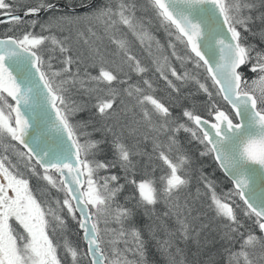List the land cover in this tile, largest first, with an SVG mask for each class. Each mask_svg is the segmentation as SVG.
Masks as SVG:
<instances>
[{"label":"snow or ice","instance_id":"obj_1","mask_svg":"<svg viewBox=\"0 0 264 264\" xmlns=\"http://www.w3.org/2000/svg\"><path fill=\"white\" fill-rule=\"evenodd\" d=\"M0 17L22 28L0 38V264H150V246L152 264H198L190 245L215 244L227 264H264V0H0Z\"/></svg>","mask_w":264,"mask_h":264},{"label":"trees","instance_id":"obj_2","mask_svg":"<svg viewBox=\"0 0 264 264\" xmlns=\"http://www.w3.org/2000/svg\"><path fill=\"white\" fill-rule=\"evenodd\" d=\"M37 2V0H23L24 4H35ZM51 2H59L61 4L65 3L66 0H51ZM147 0H137V3L139 4H146ZM73 4H80L81 0H72ZM19 13H23V9L20 10ZM50 14L49 13H45L42 17H40L39 19L41 21L46 20L48 18ZM137 15H148L150 16L151 13H141L138 12ZM155 24V22H154ZM10 25L9 24H1L0 25V38H4L5 34L7 33L8 35H20L22 28H18V30L14 33L11 32H7V29ZM154 34L157 36V38L161 41V43H165L168 40V37L166 36V34L164 33L163 29H159L158 31L155 29V27H153L151 29ZM36 33L40 32V27L39 24L37 25L36 29H35ZM178 47H182V46H178ZM134 51L137 52V54H140V49L139 46L136 45L134 46ZM142 59H144V57H141ZM148 61L145 59V63H147ZM93 72V74H96V70H91ZM202 72V70H201ZM151 75V74H149ZM203 78V76H202ZM139 78L136 76H133V81L138 80ZM154 80V86L156 87L157 91L155 93V95L164 100L167 103V94H168V89L165 86V82L163 80H159L156 79L155 77H153ZM208 83L210 84L211 82L208 81ZM185 93L189 92V91H193L194 90V86L189 85V87L187 88H183L182 89ZM193 99L196 101L197 105H201L202 102L206 99L205 96L203 95H197L195 97H193ZM219 99V98H217ZM174 113L178 114L179 110L178 109H174L173 110ZM83 116H87V114H82ZM100 134L98 133L96 138H99ZM180 140H181V144L184 148L185 151L188 152L189 155H191L193 157V159L196 162V166L198 168H201L203 170V172L209 176L210 179L214 180L217 184V190L223 193H227L233 190V184L232 182L225 176V174L222 172V170L219 168L218 164L214 161V159H212V157L210 156H205V157H201L199 155V152L201 150H203V145H199L198 142L196 141H192L191 143L188 142L187 139V134L182 133L180 136ZM129 143L132 142V138H129ZM139 149L147 152V153H152V143L151 140L147 141V142H143L140 143L138 145ZM105 148V154L106 155H101L100 159H105V158H111V150L110 147L108 145L104 146ZM137 160H140L141 163L145 162L147 160V156L144 157H137ZM154 163L157 165H160L161 162L159 161H155ZM113 173H117L119 172V169H112L111 170ZM107 173L101 171L100 173H98V176H104ZM122 175V173H121ZM156 175L159 176L160 175V170L159 168L157 169ZM33 184H36V180L33 179ZM121 183H123V181H121ZM131 188L130 187H126L125 192H122L119 197V203L123 204L124 203V197L126 195H130L131 194ZM192 194L195 195V191H196V182L195 180H193V186H192ZM62 193H56L55 190H52L51 192V196H62ZM43 198V197H42ZM162 209V206H158V210ZM206 210V209H205ZM212 213L208 212L207 217L205 218L206 222L209 223L210 225V229L211 228H215V222L212 221L211 219ZM214 223V224H213ZM67 235L69 236V238L75 242H79V238L77 235V228L75 223H73L70 218H69V231L67 233ZM213 236H216L215 232H212ZM218 238V237H217ZM220 252H222V249H220V245L219 244H215V245H209L206 249L202 250L201 253L199 255H194L196 253V248L194 245H190L189 247V252H188V260L189 261H197L198 264H207V261L209 260V258H211L212 260L215 261V264H227V256L226 255H221ZM131 258V257H130ZM149 261L150 264H152V262H158L159 261V257L157 256V253L155 251L154 248H152L150 246L149 249Z\"/></svg>","mask_w":264,"mask_h":264},{"label":"water","instance_id":"obj_3","mask_svg":"<svg viewBox=\"0 0 264 264\" xmlns=\"http://www.w3.org/2000/svg\"><path fill=\"white\" fill-rule=\"evenodd\" d=\"M18 14H23V13H18ZM45 13H41V16L40 17H42L43 15H44ZM0 19H6L5 17H0ZM26 19H32V17H28V18H26ZM1 24H6V23H0V25ZM222 170V172L224 173V171H223V169H221ZM225 174V173H224ZM226 176V175H225ZM227 177V176H226ZM228 178V177H227ZM229 179V178H228ZM230 180V179H229ZM231 181V180H230ZM232 182V181H231Z\"/></svg>","mask_w":264,"mask_h":264},{"label":"bare ground","instance_id":"obj_4","mask_svg":"<svg viewBox=\"0 0 264 264\" xmlns=\"http://www.w3.org/2000/svg\"><path fill=\"white\" fill-rule=\"evenodd\" d=\"M214 224V223H213Z\"/></svg>","mask_w":264,"mask_h":264}]
</instances>
